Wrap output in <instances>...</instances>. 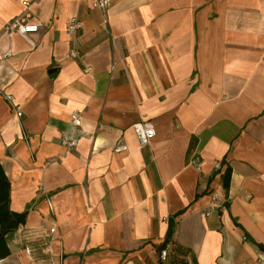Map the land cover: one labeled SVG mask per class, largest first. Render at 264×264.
<instances>
[{"label": "crops", "instance_id": "obj_1", "mask_svg": "<svg viewBox=\"0 0 264 264\" xmlns=\"http://www.w3.org/2000/svg\"><path fill=\"white\" fill-rule=\"evenodd\" d=\"M24 1L0 0V85L23 111L0 95V162L26 212L0 264H264V0H29L33 44L5 30Z\"/></svg>", "mask_w": 264, "mask_h": 264}, {"label": "built area", "instance_id": "obj_2", "mask_svg": "<svg viewBox=\"0 0 264 264\" xmlns=\"http://www.w3.org/2000/svg\"><path fill=\"white\" fill-rule=\"evenodd\" d=\"M91 1H92V6L94 8H97L104 13L108 12L112 4V0H91ZM31 4L32 2H30L29 0L24 1V5L26 6L27 10L22 15L18 16L13 21L9 22L6 25L5 30L7 32H17L22 37L27 39L31 44H33L31 41V35L39 32V30L42 27V23L32 21V14L28 10V7L31 6ZM82 29H83L82 22L79 20V18H77L76 16H73L69 20V23L66 27V32L70 36H75L79 32H81ZM69 55L71 58L76 59V60L82 59V54L76 45H73L70 48ZM116 67H117V64H113L112 70H114ZM89 70L90 68L86 69V71H89ZM0 95L4 96L6 100L12 104L18 116L23 115V111L18 106H16V104L14 103L13 96L11 94L5 93L1 85H0ZM71 120H72V123L74 124L79 122L80 113L74 112ZM133 128H134V131H135V134H136V137H137V140L140 146H145L149 144L152 141V139L156 136V129L154 125L149 122H144V121L135 122L133 124ZM77 143H78V139L76 138L63 137L61 140V144L68 149L74 148L77 145ZM127 149L128 147L124 141H120L115 147V151L117 152L126 151ZM215 200L216 198L212 197V202L209 208L205 212L207 216H210L213 210L215 209L216 207ZM55 230H56L55 227L51 228V232H54ZM244 239H247V237L244 236ZM168 256H169L168 249H163L160 252V257L163 262L168 261Z\"/></svg>", "mask_w": 264, "mask_h": 264}, {"label": "trees", "instance_id": "obj_3", "mask_svg": "<svg viewBox=\"0 0 264 264\" xmlns=\"http://www.w3.org/2000/svg\"><path fill=\"white\" fill-rule=\"evenodd\" d=\"M230 178L231 168L228 167L223 176L226 190L229 189ZM10 192L11 182L0 162V260L10 255V248L7 242L9 233L17 229L20 224H23L26 218V212L17 213L10 209ZM173 229L174 221L170 220L167 238L160 247V252L166 249L167 245L171 242ZM180 264L187 263L182 261Z\"/></svg>", "mask_w": 264, "mask_h": 264}]
</instances>
